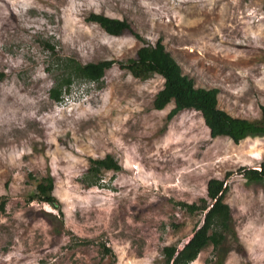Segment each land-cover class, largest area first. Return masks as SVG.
<instances>
[{"label": "rangeland", "instance_id": "rangeland-1", "mask_svg": "<svg viewBox=\"0 0 264 264\" xmlns=\"http://www.w3.org/2000/svg\"><path fill=\"white\" fill-rule=\"evenodd\" d=\"M90 14L123 20L140 38L110 36ZM158 40L196 88L218 90L219 109L259 121L264 0H0V264H164L162 249H181L202 219L176 202L206 198L210 179L228 186L223 264H264V181L238 172L264 161V137L212 138L189 109L167 119L173 104H153L163 79L117 64L98 84L75 81L49 98L62 73L52 60L125 62ZM107 154L120 171L87 186L88 160ZM46 176L61 211L28 202ZM217 258L210 245L185 264Z\"/></svg>", "mask_w": 264, "mask_h": 264}, {"label": "trees", "instance_id": "trees-1", "mask_svg": "<svg viewBox=\"0 0 264 264\" xmlns=\"http://www.w3.org/2000/svg\"><path fill=\"white\" fill-rule=\"evenodd\" d=\"M88 21L97 24L106 34L120 36L130 32L139 39L130 25L118 19H111L100 14H90ZM45 49L53 55V47L45 45ZM128 71L134 78L147 79L152 75H159L163 79L162 88L156 94L154 106L157 110L163 109L172 103L173 108L167 114V119H172L180 110H194L200 113L205 126L212 138L225 137L237 144L247 137H264V106L260 107L259 121L233 117L218 108L217 89L196 88L193 80L183 74L180 66L165 51L160 40L154 45H144L136 51V57L125 62L102 61L97 63L82 64L79 61L66 57L54 59L48 66H56L62 70L60 77L53 80L49 90V98L59 101L62 94L69 90L75 81H85L98 84L104 73L112 65ZM49 71V68H46ZM120 166L114 158L107 154L101 159H89L88 168L84 178L90 179L87 186L100 185L99 179L103 172L120 171ZM238 172L250 182L264 181V161L257 168H240ZM230 173L226 174V178ZM226 179H210L206 185V198H201L198 203L176 202L184 212L190 216L201 214L200 225L194 230L192 237L181 249L176 246H166L162 249L164 264H179V262L192 261L197 254L207 246H212L217 253V264H223L225 251L221 245L226 235L232 231L230 209L223 198L228 191ZM34 193L28 202L45 203L51 208L61 211L60 203L53 195L54 180L51 176L40 178L35 182ZM5 200L0 197V210H3ZM86 243V242H85ZM104 256L110 254L108 247L102 246ZM111 255V254H110ZM103 256V257H104Z\"/></svg>", "mask_w": 264, "mask_h": 264}]
</instances>
